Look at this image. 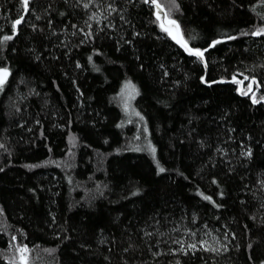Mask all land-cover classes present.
Listing matches in <instances>:
<instances>
[{
	"label": "trees",
	"instance_id": "16d2710c",
	"mask_svg": "<svg viewBox=\"0 0 264 264\" xmlns=\"http://www.w3.org/2000/svg\"><path fill=\"white\" fill-rule=\"evenodd\" d=\"M158 1L206 64L147 0H0V264L264 262V0Z\"/></svg>",
	"mask_w": 264,
	"mask_h": 264
},
{
	"label": "water",
	"instance_id": "95a60500",
	"mask_svg": "<svg viewBox=\"0 0 264 264\" xmlns=\"http://www.w3.org/2000/svg\"><path fill=\"white\" fill-rule=\"evenodd\" d=\"M149 4L155 7V15L159 20L161 27L168 32L172 39L178 43L188 54L197 56L204 64H206L204 50L193 47L187 42L183 35L181 25L178 20L168 16L165 8L157 0H147ZM25 3V2H24ZM28 3V0H27ZM27 4H25L26 6ZM200 53L202 55H198ZM10 75L7 68H0V81H5ZM240 92H242L240 90Z\"/></svg>",
	"mask_w": 264,
	"mask_h": 264
},
{
	"label": "rangeland",
	"instance_id": "374dc122",
	"mask_svg": "<svg viewBox=\"0 0 264 264\" xmlns=\"http://www.w3.org/2000/svg\"><path fill=\"white\" fill-rule=\"evenodd\" d=\"M166 7L167 8L171 7L172 9H175L176 4L173 1L171 2L169 1ZM257 31L260 33L264 32V23L260 24L257 27ZM0 85H2V82H0ZM238 85H239L240 90H243L246 93H249L251 95H254V93H256L255 92L256 91L255 82L252 83L249 80L247 82H239ZM134 94H135V89L134 87H131V86H127V88L124 87V89L120 93L122 105H124L127 111V114H130V115L134 114V112H131V109H133V95ZM204 245L207 247H211V244L207 242H204ZM16 248L18 249V255H19L18 259L21 262V264H33L31 251L26 249V247H22V246H17ZM23 249H26V251H22ZM262 264H264V262Z\"/></svg>",
	"mask_w": 264,
	"mask_h": 264
},
{
	"label": "snow or ice",
	"instance_id": "6c2138e0",
	"mask_svg": "<svg viewBox=\"0 0 264 264\" xmlns=\"http://www.w3.org/2000/svg\"><path fill=\"white\" fill-rule=\"evenodd\" d=\"M24 2H25V4H27V0H24ZM16 23L19 24L20 21L17 20ZM9 38H10V37H9ZM197 54H198V55H202V54H200V53H197ZM0 82H2V81H0ZM161 171H163V169H161ZM193 247H194V246H193ZM22 251H26V249H23Z\"/></svg>",
	"mask_w": 264,
	"mask_h": 264
},
{
	"label": "bare ground",
	"instance_id": "6f19581e",
	"mask_svg": "<svg viewBox=\"0 0 264 264\" xmlns=\"http://www.w3.org/2000/svg\"><path fill=\"white\" fill-rule=\"evenodd\" d=\"M158 1V0H157ZM160 3V2H159ZM253 82H254V80H253ZM242 91V90H241Z\"/></svg>",
	"mask_w": 264,
	"mask_h": 264
}]
</instances>
